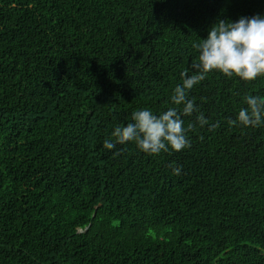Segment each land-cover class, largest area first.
<instances>
[{
	"label": "trees",
	"instance_id": "16d2710c",
	"mask_svg": "<svg viewBox=\"0 0 264 264\" xmlns=\"http://www.w3.org/2000/svg\"><path fill=\"white\" fill-rule=\"evenodd\" d=\"M255 15L264 0H0V264H264V125L229 124L264 77L194 86L185 127L209 123L189 148L104 147L172 106L218 20Z\"/></svg>",
	"mask_w": 264,
	"mask_h": 264
},
{
	"label": "clouds",
	"instance_id": "9594fccd",
	"mask_svg": "<svg viewBox=\"0 0 264 264\" xmlns=\"http://www.w3.org/2000/svg\"><path fill=\"white\" fill-rule=\"evenodd\" d=\"M193 47L199 55L191 64V74L189 69L181 71V83L174 87L170 96L172 106L159 114L148 108L132 112V122L117 126L104 141L106 149H113L117 144L134 143L146 154L159 155L169 149L179 152L189 148L188 132L195 130L196 124L203 127L209 123L199 112L196 122L185 127L182 116L198 112L195 99L189 98L194 86L213 71L245 82L264 77V16L240 17L235 22L218 20L210 28L207 38ZM244 100L247 107H242L236 120H230L229 124H238L242 128L264 125V97L248 95ZM215 127L218 124L211 125V128ZM180 172V167H173V174L179 175Z\"/></svg>",
	"mask_w": 264,
	"mask_h": 264
}]
</instances>
